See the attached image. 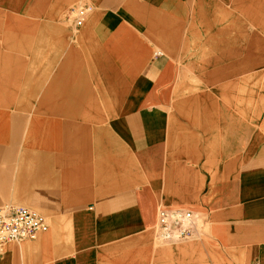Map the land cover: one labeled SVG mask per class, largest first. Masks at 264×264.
Wrapping results in <instances>:
<instances>
[{"label":"crops","instance_id":"0c3cea01","mask_svg":"<svg viewBox=\"0 0 264 264\" xmlns=\"http://www.w3.org/2000/svg\"><path fill=\"white\" fill-rule=\"evenodd\" d=\"M3 203L50 228L0 264H264V0H0Z\"/></svg>","mask_w":264,"mask_h":264},{"label":"built area","instance_id":"2783aa9c","mask_svg":"<svg viewBox=\"0 0 264 264\" xmlns=\"http://www.w3.org/2000/svg\"><path fill=\"white\" fill-rule=\"evenodd\" d=\"M92 4L73 8L76 23L81 25L92 9ZM154 233L159 241L176 243L178 240L204 238L208 235L209 219L184 204L162 203L158 210ZM50 228L46 215L23 204L3 203L0 206V247L10 242L34 239Z\"/></svg>","mask_w":264,"mask_h":264},{"label":"rangeland","instance_id":"374dc122","mask_svg":"<svg viewBox=\"0 0 264 264\" xmlns=\"http://www.w3.org/2000/svg\"><path fill=\"white\" fill-rule=\"evenodd\" d=\"M156 220H158L157 218L156 219H154V222L156 223L157 221ZM155 225V224H154ZM205 238V237H204ZM195 239H198V238H195ZM200 239V238H199ZM203 239V238H202ZM184 240H191V239H183V240H178V241H184Z\"/></svg>","mask_w":264,"mask_h":264},{"label":"bare ground","instance_id":"6f19581e","mask_svg":"<svg viewBox=\"0 0 264 264\" xmlns=\"http://www.w3.org/2000/svg\"><path fill=\"white\" fill-rule=\"evenodd\" d=\"M157 221V220H156Z\"/></svg>","mask_w":264,"mask_h":264}]
</instances>
